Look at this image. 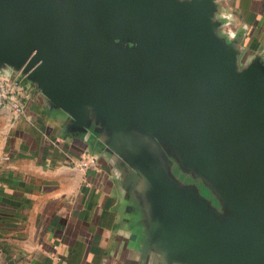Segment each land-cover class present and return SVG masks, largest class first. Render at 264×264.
<instances>
[{
  "label": "water",
  "instance_id": "95a60500",
  "mask_svg": "<svg viewBox=\"0 0 264 264\" xmlns=\"http://www.w3.org/2000/svg\"><path fill=\"white\" fill-rule=\"evenodd\" d=\"M0 74L111 164L136 264H264V53L222 0H0Z\"/></svg>",
  "mask_w": 264,
  "mask_h": 264
},
{
  "label": "crops",
  "instance_id": "0c3cea01",
  "mask_svg": "<svg viewBox=\"0 0 264 264\" xmlns=\"http://www.w3.org/2000/svg\"><path fill=\"white\" fill-rule=\"evenodd\" d=\"M222 4L243 45L264 53V0ZM12 80L25 112L0 110V264H136L111 164L78 167L95 150L63 135L35 85L0 74V83Z\"/></svg>",
  "mask_w": 264,
  "mask_h": 264
},
{
  "label": "built area",
  "instance_id": "2783aa9c",
  "mask_svg": "<svg viewBox=\"0 0 264 264\" xmlns=\"http://www.w3.org/2000/svg\"><path fill=\"white\" fill-rule=\"evenodd\" d=\"M20 83L16 80L0 83V110L5 107H10L15 115H22L25 112V107L21 103L18 95ZM99 159L93 154H85L77 160V166L85 170L94 169L98 164Z\"/></svg>",
  "mask_w": 264,
  "mask_h": 264
}]
</instances>
